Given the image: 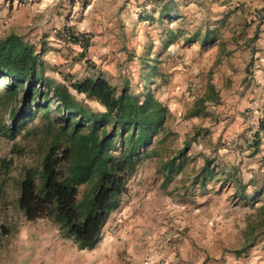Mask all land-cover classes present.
I'll return each mask as SVG.
<instances>
[{"label": "rangeland", "instance_id": "1", "mask_svg": "<svg viewBox=\"0 0 264 264\" xmlns=\"http://www.w3.org/2000/svg\"><path fill=\"white\" fill-rule=\"evenodd\" d=\"M88 7L75 0H0V40L12 34L21 37L35 49L46 78L69 89L70 82L96 77L117 92L126 86L130 93H140L148 86L171 113L169 137L149 148L157 149L160 158L142 160L122 204L139 205L146 219L166 226L158 235L161 239H180V264H191L189 254L197 262L264 264V130L259 132V148L250 147L253 134L264 125V48L257 59L246 50L252 47L247 41L262 38L264 7L242 6L241 15H234L239 8L233 7L232 13L217 19L220 11L201 1L199 19L194 10L180 23L135 24L130 32L109 40L102 34L99 46L104 51L96 59L89 56L95 38L90 32L85 52L53 34L66 26L76 30L68 25L70 16ZM36 21L47 33L32 34ZM107 24L110 35L113 27ZM210 28L216 30L215 43L202 46L201 37L187 42ZM245 30L254 36L243 43L245 37L236 32ZM166 31H174L175 37H163ZM113 42L117 47L107 50ZM152 67L157 74L148 82ZM211 90L217 101H206L191 115L195 102ZM70 92L93 112H104L96 101ZM0 123L11 125L7 114L0 113ZM44 126L37 119L19 128L13 140L0 136V262L18 254L24 262L43 258L45 243L59 235L45 220L27 222L17 206L23 171L38 169L52 140ZM178 152L185 154L179 171L163 175L160 162ZM125 219L118 214L106 234L114 236Z\"/></svg>", "mask_w": 264, "mask_h": 264}, {"label": "trees", "instance_id": "2", "mask_svg": "<svg viewBox=\"0 0 264 264\" xmlns=\"http://www.w3.org/2000/svg\"><path fill=\"white\" fill-rule=\"evenodd\" d=\"M215 42L214 31H206L202 46ZM155 74L154 67L148 68L147 81ZM69 87L96 101L104 112H93L67 86L47 80L35 49L21 37L12 34L0 40V113L11 121L10 126L0 123V136L13 140L19 128L40 119L52 137L38 169L23 171L18 209L27 222L45 220L58 228L62 240L89 251L100 242L110 215L122 205L138 165L144 159L160 158L157 149L149 148L165 143L172 116L148 86L140 93H130L126 86L117 92L96 77L70 82ZM206 101H217L214 90L195 102L191 115L198 114ZM263 130L264 125L253 134L251 148H259ZM184 158L178 152L160 162L163 175L178 172Z\"/></svg>", "mask_w": 264, "mask_h": 264}, {"label": "crops", "instance_id": "3", "mask_svg": "<svg viewBox=\"0 0 264 264\" xmlns=\"http://www.w3.org/2000/svg\"><path fill=\"white\" fill-rule=\"evenodd\" d=\"M201 1H204L205 5L212 3L213 8L220 11V16L217 19L232 13L235 9L233 7L239 8L234 12V15L240 14L241 8L246 6L257 9L264 7V0H75L76 3H82V6H89V9L84 10L80 15L76 14L75 17L70 16L68 25L73 26L79 32H90L95 36L93 44L89 48V56L96 59L98 53L104 51L102 45L99 46L102 34L108 37L104 40H109L111 37L130 32V27L135 26V24H147L153 21L157 24L163 20L172 22V24L180 23L183 17H190V13L194 10L197 12L194 17L199 19L202 11L197 6ZM182 8H184L183 11ZM140 16L141 19H137ZM146 18L148 19L146 20ZM108 22L112 25L110 27H113L110 35H107L105 31L109 26ZM260 30L262 31V38L254 41H247L254 36L253 32L249 30L236 32L237 34L242 33L245 37L243 43L247 41V44H252V47H248L246 50L247 52L252 50L253 54H256L253 55V59H257V54L264 48V26H261ZM32 31V34L47 33L40 21L35 22ZM206 31H214L216 34V30H211V28ZM205 32L202 36L198 34L201 37L200 40H202ZM175 35L174 31H166L163 37H175ZM106 46L108 47L107 50H111V47H117V42ZM245 61L248 64L250 57L249 59L246 58ZM44 77L46 78L45 73ZM46 79L51 81L49 78ZM138 208L139 205L127 206L122 204L118 210L113 212L102 231L100 242L92 250L80 251L71 241H64L58 235L45 243L47 247L46 252L42 255L43 258L37 256L38 259L32 258L24 262L18 254L1 261L0 264H144L145 262L180 264V259L184 257L182 254H178V251L180 252V244H178L180 239L176 236L171 237L172 241L170 238L161 239L158 235L166 230V226L163 227L157 222H152L153 219L151 221L146 219L144 208L142 210ZM121 213L125 214L126 219L119 226L116 234L114 236L106 234L108 227L115 225L114 219ZM150 230L151 232L148 233ZM241 251L235 252V254L237 255ZM196 255L200 256L199 254ZM236 255L235 257L238 258ZM243 256H246L245 253ZM193 258L192 254L186 257L191 264H213L206 259L197 262ZM245 261L241 260L238 264Z\"/></svg>", "mask_w": 264, "mask_h": 264}, {"label": "built area", "instance_id": "4", "mask_svg": "<svg viewBox=\"0 0 264 264\" xmlns=\"http://www.w3.org/2000/svg\"><path fill=\"white\" fill-rule=\"evenodd\" d=\"M54 36L65 39L69 44L77 46L81 51L85 52L87 44L91 40V35L88 32H79L69 27H63L53 31ZM144 264H151L145 262ZM158 264V263H157Z\"/></svg>", "mask_w": 264, "mask_h": 264}]
</instances>
